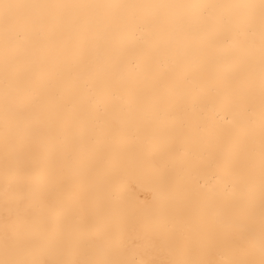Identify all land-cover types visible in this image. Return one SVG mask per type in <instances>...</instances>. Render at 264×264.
<instances>
[{
  "label": "bare ground",
  "instance_id": "obj_1",
  "mask_svg": "<svg viewBox=\"0 0 264 264\" xmlns=\"http://www.w3.org/2000/svg\"><path fill=\"white\" fill-rule=\"evenodd\" d=\"M0 264H264V0H0Z\"/></svg>",
  "mask_w": 264,
  "mask_h": 264
}]
</instances>
